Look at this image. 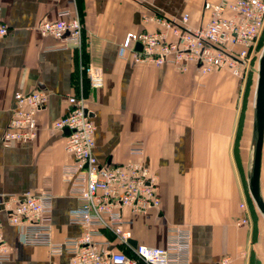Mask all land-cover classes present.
Here are the masks:
<instances>
[{"label": "crops", "instance_id": "crops-1", "mask_svg": "<svg viewBox=\"0 0 264 264\" xmlns=\"http://www.w3.org/2000/svg\"><path fill=\"white\" fill-rule=\"evenodd\" d=\"M205 1L0 0V21L10 30L0 38V195L51 194L46 220L54 242L86 231L70 221L79 203L64 168L74 159L66 151L64 132L53 127L76 96L85 98L96 126L95 155L101 165L144 159L159 178V210L122 212L123 229L131 233L129 246L111 231L97 241L136 258L132 249L163 247L169 230L180 228L190 235L189 264L224 258L228 264H264V218L248 187L253 120L251 127L244 103L246 68L241 76L230 70L203 75L193 65L184 71L170 64H136L124 48L130 33L163 31L162 19L179 23L188 15L192 30L206 24ZM66 11L83 24L80 45L39 33L41 22L58 21ZM167 39L176 40L173 30ZM88 68L103 78V87L92 88ZM33 91L48 96L36 115V139L5 144L15 95ZM135 148L144 156L132 155ZM260 185L264 199V145ZM242 218L249 223L240 227ZM1 224L11 255L5 264H72L70 254L55 256L48 247L26 244L22 228L12 225L7 214Z\"/></svg>", "mask_w": 264, "mask_h": 264}, {"label": "built area", "instance_id": "built-area-1", "mask_svg": "<svg viewBox=\"0 0 264 264\" xmlns=\"http://www.w3.org/2000/svg\"><path fill=\"white\" fill-rule=\"evenodd\" d=\"M204 12L209 13V20L197 29L187 28L188 15L179 23L162 19L163 31L130 33L124 48L133 54L136 64L152 62L159 67L170 64L184 71L193 65L203 75L230 70L235 76H241L243 69L249 68L253 50L264 30V0H206ZM83 29L80 18L70 16L67 11L61 13L60 20L43 21L38 26L41 36L76 45L82 42ZM168 30H173L175 41H168ZM9 32L8 26L0 21V38ZM137 44H141L142 51L136 50ZM86 72L92 88L103 87V78L91 68ZM14 99L4 143L32 142L38 134L36 115L48 104V96L42 91H33L17 93ZM53 127L61 133L71 132L65 138L66 151L74 163L65 166L64 179L71 184V193L77 196L79 204L71 211L70 221L86 231L80 237L56 243L52 226L46 220L52 212L51 194L0 195V264L11 257L2 233L3 214H7L12 225L22 228L26 244L48 247L55 256L70 254L72 264H189L190 235L184 229L171 228L163 247L138 245L132 249L136 258L109 249L108 241L96 240L105 231H111L120 244L129 246L131 233L123 229L127 221L122 212L129 209L139 215L159 210L162 206L159 178L144 159L111 166L99 163L95 155L96 126L84 97L71 96L68 112L57 119ZM131 153L144 156L141 148ZM248 223L247 218L237 220L240 227ZM216 264H228V259Z\"/></svg>", "mask_w": 264, "mask_h": 264}, {"label": "water", "instance_id": "water-1", "mask_svg": "<svg viewBox=\"0 0 264 264\" xmlns=\"http://www.w3.org/2000/svg\"><path fill=\"white\" fill-rule=\"evenodd\" d=\"M142 49L141 44H137L136 50L140 52ZM257 75L254 96L253 131L248 164V187L256 208L264 218V199L260 185L261 160L264 145V49L259 58ZM70 133L69 130L64 131L65 136H69ZM256 264H261V262L257 260Z\"/></svg>", "mask_w": 264, "mask_h": 264}, {"label": "rangeland", "instance_id": "rangeland-1", "mask_svg": "<svg viewBox=\"0 0 264 264\" xmlns=\"http://www.w3.org/2000/svg\"><path fill=\"white\" fill-rule=\"evenodd\" d=\"M264 39V30L259 37L257 43H256V50L254 51V56L252 57L249 68H247V76H246V91H245V97H244V103L245 107L248 110V120L250 121V126L252 127V120H253V112H254V96H255V90L257 85V71L259 66V58L262 54V51L264 49V44L261 41ZM254 67V70L251 69ZM243 72H245V69H243ZM242 72V73H243ZM246 75V74H245ZM243 119H246L245 111L243 113ZM242 208V205H241ZM256 208V207H255ZM244 209V208H242ZM258 216L260 217L259 212L257 211Z\"/></svg>", "mask_w": 264, "mask_h": 264}]
</instances>
